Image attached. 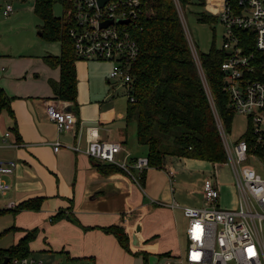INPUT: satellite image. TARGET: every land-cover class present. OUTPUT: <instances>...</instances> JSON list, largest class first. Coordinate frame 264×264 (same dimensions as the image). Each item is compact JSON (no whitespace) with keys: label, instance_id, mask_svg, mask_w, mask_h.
Wrapping results in <instances>:
<instances>
[{"label":"crops","instance_id":"0c3cea01","mask_svg":"<svg viewBox=\"0 0 264 264\" xmlns=\"http://www.w3.org/2000/svg\"><path fill=\"white\" fill-rule=\"evenodd\" d=\"M3 9L1 14L8 16ZM86 61L98 60L75 59V106L54 97L49 80H58L59 68L43 59L42 65L50 70L44 74L48 87L43 90L32 87L22 94L8 92L0 80V87L11 97V112H0V160H13L15 166L3 176L10 188L0 193V213L10 215L12 244L36 228L28 243L29 254L37 251L39 259L50 264H180L178 224L185 217L179 207L168 204L174 200L179 206L190 205L187 197L195 194L202 198L200 167L210 161L167 155L161 167L143 168L141 179V170L129 166L134 179L119 170L103 173L95 167V160L70 148H83L91 127L98 139L121 144L117 162L131 164L146 155V146L137 142L135 131L128 138L130 119L126 120L125 111L109 107L113 94L99 99ZM4 70L0 66V72ZM57 100L76 116L69 131H58L46 118L44 101ZM54 140L60 142L56 151L51 145ZM210 163L214 168L217 165ZM27 200L30 206H7L9 201L17 206ZM59 211L60 218L51 220ZM111 224L124 228L130 251L102 229Z\"/></svg>","mask_w":264,"mask_h":264},{"label":"built area","instance_id":"2783aa9c","mask_svg":"<svg viewBox=\"0 0 264 264\" xmlns=\"http://www.w3.org/2000/svg\"><path fill=\"white\" fill-rule=\"evenodd\" d=\"M99 1L71 0V24L67 34L73 53L76 59L112 62L107 75L109 84L122 88L126 99L133 101L131 67L139 53L135 29L143 14L142 1L104 0L102 4ZM172 2L182 20L183 4L180 0ZM202 5L206 13L216 16L222 27L219 48L225 56L220 69L229 106L247 118L245 132L230 141L215 113L226 161L235 173V186L248 194H239L236 208H222L218 204L219 188L215 177L205 176L201 183L202 205L179 206L174 200L168 205L179 207L186 219L184 264H264V178L245 163L255 154L264 161V80L254 78L257 70L264 77V0H202ZM11 12L12 6L6 3L3 13ZM241 30L250 31L252 50H246L240 43ZM185 37L205 84L197 51L190 37L186 34ZM44 112L58 131L71 130L76 121L73 111L59 100L44 101ZM51 145L56 151L60 142L54 140ZM70 148L96 161L114 163L131 177V167L139 171L147 167L146 156L136 157L131 164L125 160L117 162L116 153L121 144L98 139L91 127L87 128L84 147L71 145ZM14 166L13 160H0L1 194L10 188L3 176L10 174ZM7 206L15 207V204L9 201ZM11 262L50 264L28 256L13 258Z\"/></svg>","mask_w":264,"mask_h":264},{"label":"trees","instance_id":"16d2710c","mask_svg":"<svg viewBox=\"0 0 264 264\" xmlns=\"http://www.w3.org/2000/svg\"><path fill=\"white\" fill-rule=\"evenodd\" d=\"M56 1L63 5L62 16L52 13V5ZM141 1L143 14L135 29L139 53L131 67L134 100L126 99L125 118L127 121L131 118L135 120L136 140L146 146L147 166L161 167L167 155L203 159L215 164L225 162L215 120L216 113L224 131H229L234 111L229 106L227 92L223 90L220 63L225 52L216 48L212 41L207 51L197 53L204 84L172 0ZM180 2L184 5L192 0ZM198 3L202 5V0ZM33 10L42 20L40 36L58 41L60 45L58 54L43 55L47 65L59 68L58 80H49L54 97L70 100L75 106L76 57L67 34L71 24V0H34ZM197 19L202 22L216 21V16L204 11L199 12ZM239 36L244 48L252 50L250 31L241 30ZM254 78L264 80L258 70ZM10 100L11 97L0 87V112H11ZM95 161V167L103 173L114 170L126 173L114 163ZM142 173L143 169L140 179ZM30 203V200L24 201L15 205V209L30 206ZM60 216V211L56 212L51 220ZM71 220L75 219L71 217ZM13 228L3 229L0 236ZM102 229L111 232L119 244L130 251L127 233L121 225L111 224ZM35 231L36 228L30 229L15 243L0 248V264H12L13 258L28 256V243ZM5 257L8 260L3 263Z\"/></svg>","mask_w":264,"mask_h":264},{"label":"rangeland","instance_id":"374dc122","mask_svg":"<svg viewBox=\"0 0 264 264\" xmlns=\"http://www.w3.org/2000/svg\"><path fill=\"white\" fill-rule=\"evenodd\" d=\"M34 0H0V10L6 3L12 6V12L2 15L0 12V66L5 68L4 72H0V80L6 86L7 91L22 94L25 90L32 87L43 90L48 87V81H43L44 74L50 70L42 65L43 55L57 54L58 41L46 40L40 36L42 27L41 18L34 13ZM199 12H204L203 5L198 0H192L182 5L181 25L194 45L197 53L207 51L212 41L216 48L220 47L222 27L218 21L211 20L202 22L197 19ZM52 13L56 16H62L63 5L60 1H56L52 5ZM88 70L92 73L91 84L98 90L99 99L103 96H110L113 105H109L116 111L124 113L126 104V94L122 88L112 86L105 82V76L110 68V62L106 61H86ZM35 74H38V76ZM34 75V76H33ZM44 82V83H43ZM8 91V92H9ZM247 128V118L243 114L233 112L230 129L226 132L227 139L235 140L242 135ZM128 138L134 136L135 120L130 119L127 125ZM129 141V139H128ZM145 147V146H143ZM200 167L202 176H213L219 186L218 204L222 208L234 209L238 205V196H247L235 186V173L228 161L218 163L214 168L210 162H204ZM250 165L261 177L264 178V161L258 154L249 157L245 162ZM201 177V176H200ZM201 184V182H200ZM221 194V195H220ZM186 204L200 206L203 202L201 196L195 194L187 197ZM10 213V211L8 212ZM10 215L5 212L0 213V231L9 227ZM180 232V255L181 263L184 264V250L186 248L185 218L179 221ZM13 231L0 236V248H4L12 244ZM28 257L39 260L38 252L32 251Z\"/></svg>","mask_w":264,"mask_h":264},{"label":"water","instance_id":"95a60500","mask_svg":"<svg viewBox=\"0 0 264 264\" xmlns=\"http://www.w3.org/2000/svg\"><path fill=\"white\" fill-rule=\"evenodd\" d=\"M103 1H104V0H100V1H99V2H100V4H102V3H103ZM7 260H8V257H5V258L3 259V261H2V262H3V263H5V261H7Z\"/></svg>","mask_w":264,"mask_h":264}]
</instances>
